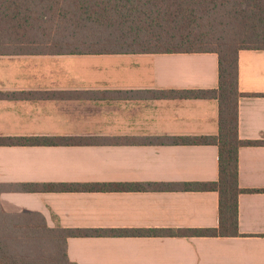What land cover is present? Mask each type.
<instances>
[{
  "label": "crops",
  "instance_id": "obj_1",
  "mask_svg": "<svg viewBox=\"0 0 264 264\" xmlns=\"http://www.w3.org/2000/svg\"><path fill=\"white\" fill-rule=\"evenodd\" d=\"M235 236L66 239L76 264H264V49L238 52ZM217 87L215 53L0 55V136L74 137L72 145L0 146V184L212 182L214 145H150L146 137L217 133L215 100L145 99L146 91ZM113 141L111 143L105 141ZM95 141H103L94 143ZM3 212L63 229H210L215 191L0 193Z\"/></svg>",
  "mask_w": 264,
  "mask_h": 264
},
{
  "label": "trees",
  "instance_id": "obj_2",
  "mask_svg": "<svg viewBox=\"0 0 264 264\" xmlns=\"http://www.w3.org/2000/svg\"><path fill=\"white\" fill-rule=\"evenodd\" d=\"M80 32L88 33L84 40L90 44L85 49L76 44ZM7 40L14 44H3ZM0 46V55L210 52L217 56L215 89L144 92L149 100H215V135L157 136L128 142L214 145L215 181L0 184V193L215 191L218 195V225L210 229L50 228L38 213L10 214L0 207V264H76L66 256L69 237L237 235V198L248 191L238 186V150L260 144L238 137V52L264 49V0H0ZM79 143L91 142L74 137L0 136V146Z\"/></svg>",
  "mask_w": 264,
  "mask_h": 264
},
{
  "label": "rangeland",
  "instance_id": "obj_3",
  "mask_svg": "<svg viewBox=\"0 0 264 264\" xmlns=\"http://www.w3.org/2000/svg\"><path fill=\"white\" fill-rule=\"evenodd\" d=\"M87 36H88V33H86V32H80L79 38L77 39L78 41H76L77 42L76 44H79L80 49H85L86 44H90V43H87L84 40ZM3 44H5V45H12V44H14V42L12 40H7ZM0 48H1V46H0Z\"/></svg>",
  "mask_w": 264,
  "mask_h": 264
}]
</instances>
